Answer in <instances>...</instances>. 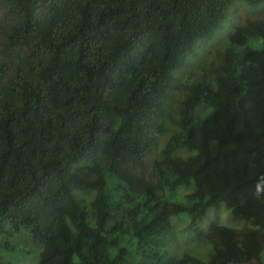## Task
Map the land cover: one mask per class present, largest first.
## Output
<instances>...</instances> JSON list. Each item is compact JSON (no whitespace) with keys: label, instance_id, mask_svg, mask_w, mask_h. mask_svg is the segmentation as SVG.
<instances>
[{"label":"trees","instance_id":"trees-1","mask_svg":"<svg viewBox=\"0 0 264 264\" xmlns=\"http://www.w3.org/2000/svg\"><path fill=\"white\" fill-rule=\"evenodd\" d=\"M239 4L0 0V264H264V17L179 77Z\"/></svg>","mask_w":264,"mask_h":264},{"label":"rangeland","instance_id":"rangeland-1","mask_svg":"<svg viewBox=\"0 0 264 264\" xmlns=\"http://www.w3.org/2000/svg\"><path fill=\"white\" fill-rule=\"evenodd\" d=\"M246 15L264 17V8L255 7V9H248L245 5H236L224 27L210 42L204 44V47L199 50L197 53L198 55H196L190 63V66L179 74L180 80L186 81L187 78L193 74V70L198 66L203 65L204 62L210 61L217 54L218 50L227 44L229 33L240 19ZM176 110L177 105L176 103H173L171 106L173 117H175ZM179 194L184 195L185 192L180 191ZM230 213V210L222 204L218 211L214 210L210 212L205 221L200 224V229L196 231L187 230V227L189 226V219L187 217L177 216L172 218L171 220H173V227L176 232L175 247L173 248L176 251V254L183 255L184 253H191L207 260L209 256L206 254V250L209 245L205 242L203 237L207 234L213 223L231 228H241L244 226V223L235 222ZM19 241L27 242L29 239L26 235H23L20 237ZM170 250L171 248L168 250V253L170 252V254L173 255L174 253ZM8 256H12L11 260L16 264H38L40 260V255L36 252L31 255Z\"/></svg>","mask_w":264,"mask_h":264},{"label":"clouds","instance_id":"clouds-1","mask_svg":"<svg viewBox=\"0 0 264 264\" xmlns=\"http://www.w3.org/2000/svg\"><path fill=\"white\" fill-rule=\"evenodd\" d=\"M260 192H261V188H260V186L258 185V186H257V195H259Z\"/></svg>","mask_w":264,"mask_h":264}]
</instances>
